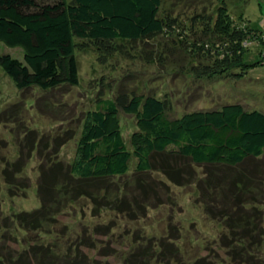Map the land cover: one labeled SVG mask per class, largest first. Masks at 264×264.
I'll list each match as a JSON object with an SVG mask.
<instances>
[{
    "label": "rangeland",
    "instance_id": "1",
    "mask_svg": "<svg viewBox=\"0 0 264 264\" xmlns=\"http://www.w3.org/2000/svg\"><path fill=\"white\" fill-rule=\"evenodd\" d=\"M225 2L232 17H243L242 21L251 28L262 29L260 35L264 37V0ZM202 3L203 0H166L164 5L187 19V15L203 11ZM220 3L214 0V7ZM249 46L247 61L260 62L264 45L256 41ZM141 48L133 51V57L116 56L105 65L98 62L95 52H77L80 84L47 93L18 90L0 66V223L4 226L0 242L16 253L24 252L34 241L47 247L58 245L75 258L84 255V264H264V245L250 247L255 235L260 240V231H264V188L256 185V198L261 201L254 207L251 198H241V204L236 202L234 197L240 190L233 186L236 177L247 183L249 177L264 181V156L239 167L197 166L180 158L162 157L164 161L158 160L155 171L145 174L135 172L133 161L127 175L111 180L114 183L107 189L105 185L99 188L104 189L102 192L91 188L94 195H99L96 202L85 197L67 204L55 225L28 231L15 222V215L31 213L42 205L38 193L40 166L48 168L49 159L66 163L75 160L86 113L96 107L102 83L110 98L136 92L168 100L173 119L233 103L264 113V65L238 80L198 79L181 69V65L188 64L186 60L148 62L138 52ZM4 54L24 60L22 48L0 42V56ZM119 118L125 140L132 148L135 140L140 141V137H134L141 131L137 118L122 111ZM31 136L35 142L43 138L48 146L46 151L43 149L46 154L42 161L38 149L28 152ZM68 137L71 138L67 140ZM56 139L64 142L58 145ZM20 145L26 153L22 167L25 171L24 178L16 180L12 176L15 167L6 162L15 165L21 161ZM57 148L59 152L55 153ZM161 163L170 170L171 178ZM8 177L16 180V185L10 184ZM217 185L224 189L216 191ZM105 192L107 196L101 198ZM234 225L242 230L239 237L248 239L244 240L247 248L234 244Z\"/></svg>",
    "mask_w": 264,
    "mask_h": 264
},
{
    "label": "trees",
    "instance_id": "2",
    "mask_svg": "<svg viewBox=\"0 0 264 264\" xmlns=\"http://www.w3.org/2000/svg\"><path fill=\"white\" fill-rule=\"evenodd\" d=\"M165 1L0 0V42L24 51V60L1 55L0 66L18 90L37 89L47 93L80 84L77 52H95L98 62L105 65L116 56L133 57V51L141 46L138 52L146 61L186 60L188 64L181 65V69L198 79L238 80L251 69L264 65V50L260 62L247 61L252 42L264 45V37L260 35L263 30L251 28L242 21L243 17L241 20L232 17L225 0L216 8L214 0H203V11H195L187 19H181V13L167 10ZM103 87L104 83L96 107L86 113L75 160L66 163L49 159V171L41 162L38 193L42 205L31 213L22 212L13 217L21 228L39 231L55 225L57 216L71 201L87 197L96 202L99 195H94L91 188L100 191L105 185L107 189L114 183L111 180L127 175L133 161L135 172L145 174L153 173L158 160L164 161L162 157L180 158L197 166L239 167L264 156V113L261 111L247 110L243 104L233 103L173 119L169 116L171 103L166 99L136 92H123L110 98ZM121 111L134 115L141 128L134 135L140 141L134 139L132 148L123 135ZM34 139L31 136L32 147L28 152L38 149L42 161L48 146L43 138L36 142ZM63 142L56 139L58 145ZM23 147L20 145L18 164L6 162L15 167L12 176L16 180L24 178ZM58 152L57 148L55 153ZM29 158L30 154L28 162ZM162 164V170L171 178L170 170ZM7 173L11 174L9 170ZM13 178L8 177V182L16 185ZM249 179L248 183L238 177L233 179V186L240 190L234 198L239 204L251 198V204L256 207L261 201L256 198V185L263 189L264 181L259 177ZM223 189L222 185L215 188L216 191ZM105 193L101 198L107 196ZM243 206L246 207L245 203ZM237 226H232L233 242L247 248L244 240L248 239L239 237L242 230ZM2 229L4 226L0 223ZM262 231L260 240L256 235L254 239L252 233L251 248L253 244L264 245ZM30 244L24 252L16 253L0 242V264H84V255L75 258L58 245L47 247L35 241Z\"/></svg>",
    "mask_w": 264,
    "mask_h": 264
}]
</instances>
